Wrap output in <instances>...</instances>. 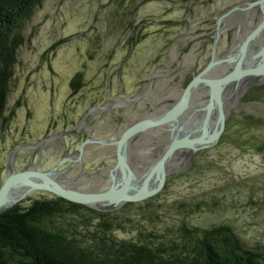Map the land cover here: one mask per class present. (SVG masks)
<instances>
[{"label": "rangeland", "instance_id": "obj_1", "mask_svg": "<svg viewBox=\"0 0 264 264\" xmlns=\"http://www.w3.org/2000/svg\"><path fill=\"white\" fill-rule=\"evenodd\" d=\"M229 18L244 29L241 36L232 30L230 43L221 27ZM263 24L264 0H41L25 25L9 84L4 115L13 107L14 113L0 120V185L7 173L25 170L31 161L36 170L55 165L65 131L85 132L89 144L115 141L152 103L156 116L162 114L182 83L213 59L225 60L224 65L214 63L204 75H222L234 64L227 52L246 47L254 36L258 44L242 50L244 65L256 62L251 56L264 45ZM79 72L83 87L74 95L68 85ZM239 81L226 85L233 91H224L225 128L218 141L191 157L188 151L182 156L186 149L177 152L167 161L170 168L158 193L112 210L65 203V213H48L42 222L81 242L82 264H147V258L148 264H207L199 240L212 228L228 229L255 254L252 260L264 264V78ZM199 94H206V101L208 88L197 89ZM201 102H191L189 107H198L180 114L189 115L183 130L200 127ZM93 104L101 107H86ZM151 131L155 138H135L133 149L160 150L167 143L168 132ZM44 192L20 202L29 206L44 199Z\"/></svg>", "mask_w": 264, "mask_h": 264}, {"label": "water", "instance_id": "obj_2", "mask_svg": "<svg viewBox=\"0 0 264 264\" xmlns=\"http://www.w3.org/2000/svg\"><path fill=\"white\" fill-rule=\"evenodd\" d=\"M220 20L222 19L220 18L217 24H219ZM261 27L262 23L257 27V30L261 29ZM257 30L252 31L250 36ZM244 44L246 47L241 46L238 51L227 58L234 64L232 63L231 68L225 73L217 77H206L204 74L210 70L214 63L223 64L225 60L218 61L213 59L209 61L204 70L195 75L179 92L177 99L165 112L154 118H141L121 132L119 138L113 142L116 146L117 161L109 171L108 177L112 180L108 188L88 192L68 187L64 182L60 181L62 171L57 169L58 166L65 162L64 159L57 166L45 171L36 170L34 167L21 171L13 169L11 173H7L0 185V212L37 191L49 192L69 202L87 205L98 210H112L124 203L138 202L158 193L164 186L166 175L170 168L167 161L177 158V152L181 153L182 149H186L182 156H186L188 151V155L191 157L195 151L213 146L220 138L225 128L226 119L223 107V102L226 99L223 96L225 84L237 82L244 77L247 78V81L255 78H264V45L251 56V60L252 58L257 59L256 62L252 60L254 63L246 66L243 61L245 52L242 47L246 49L247 45L246 42ZM204 86L208 88L207 100L201 102L203 104L200 111H204V118L199 121L200 127H197L198 129L196 130L194 129L198 134L194 130L187 132L183 128L188 124L189 120L186 119L189 115L182 116V118L181 115H184L185 111L189 109L191 102H193L191 99L193 92ZM214 113H216V117L212 115ZM210 122H214L213 130ZM160 127L169 133V139L161 147L159 156L146 171L145 176L137 178L127 164L126 149L128 143L133 138L140 140V137L146 134L144 132L146 129L157 130ZM88 140L86 139L83 142L80 152L83 145L89 143ZM136 141L137 139L134 142L135 144ZM97 142L104 143L103 141ZM16 190L19 192H16L14 196L12 195L13 198L9 202L8 199L11 196V192Z\"/></svg>", "mask_w": 264, "mask_h": 264}, {"label": "trees", "instance_id": "obj_3", "mask_svg": "<svg viewBox=\"0 0 264 264\" xmlns=\"http://www.w3.org/2000/svg\"><path fill=\"white\" fill-rule=\"evenodd\" d=\"M40 1L0 0V120L3 121L14 113L13 107L7 116L4 115L9 84L18 50L24 41L25 25ZM81 77L82 72H79L71 78V94L75 95L83 87L82 82L80 83ZM21 203L19 201L0 212V264H82L80 260H84V251L78 245L81 242L69 239L62 232L51 230L49 225L41 220L45 216L65 213L62 206L65 203H73L60 197L34 199L29 206H23ZM102 213L105 212H100V215ZM214 230H204L203 239L199 240L200 243L203 242L205 253L207 251V264H258L257 260L250 257L255 254L244 249L236 235L228 229L226 232L224 229L217 232ZM123 246L124 244L119 245ZM104 247L100 245L98 249L101 251ZM140 248L148 250V246H138L136 250ZM108 249L112 248L108 246ZM150 262L152 261L147 258L145 263ZM128 263L131 264V261Z\"/></svg>", "mask_w": 264, "mask_h": 264}, {"label": "flooded vegetation", "instance_id": "obj_4", "mask_svg": "<svg viewBox=\"0 0 264 264\" xmlns=\"http://www.w3.org/2000/svg\"><path fill=\"white\" fill-rule=\"evenodd\" d=\"M221 23H222L221 27L223 26V29L227 31V35L228 34L230 35L232 30H234V33H236L237 36H241V33L243 34V31H244L243 25L242 24L237 25V21H234V19L229 18L228 21L224 19L223 22ZM234 28H236V30ZM228 41L230 43L231 35L228 37ZM235 45H237V43ZM238 47L240 48V45ZM232 50H235V49L232 48L227 53L234 54L235 52H231ZM221 65H224V64H221ZM189 81L186 82L184 86L182 83V90L189 83ZM68 86L70 87L71 85L69 84ZM72 91L73 90H71L70 93H72ZM178 92H180V89L178 90ZM196 92L197 90L194 91L193 94L191 95L192 101H196V102H198V100L203 101L206 98V94L195 95ZM227 94H229V92H227L226 95ZM90 103L91 101H89V105ZM89 105L86 107H90L91 109L92 108L98 109L101 107L99 105H94V104L91 106ZM156 107L157 106L153 105L152 103L148 111L144 114V116H142V118L145 117L149 119V118L156 117V113H155ZM195 107L197 108L198 104L195 105ZM198 110H201V107ZM139 118L134 119L131 123L128 124V126L132 124L133 122L138 121ZM91 125L92 126L89 129L90 132H92L93 129H95L96 127L95 123ZM151 130L153 129L152 128L146 129L144 131L146 132V134L142 135L140 139L142 140V138L144 139L146 137H147L146 140L148 138H151V139L155 138L156 135H153V131ZM157 130L159 131V135L160 133H164L165 135L167 133V131H165L161 127L158 128ZM78 131H79L78 129H75L69 132L68 131L63 132V134H65L66 136H69V137L72 136L73 140L66 143L64 142V138L66 136L64 135V137L61 138L62 142L60 141L61 145L59 146L61 147L60 150H63V151L62 152L58 151V155H60V157L57 159L56 164L50 167L49 169H52L53 167L57 166V164L64 159L65 162L62 163L57 168L58 171H62V175H63L60 181L64 182L68 187H71L74 189H80V190H84L88 192L104 190L108 188L111 183L112 179L108 177L109 171L115 165L117 161L116 146L115 144H113L114 141L111 139H108L107 141H104V143H98V142L97 143L92 142V144L88 143V144L83 145L82 151L80 152L81 145L89 137L88 136L85 137L83 135L85 132H78ZM77 133H80L79 137H77ZM134 139L135 138L131 140L132 145H130V147H132V150H130V152L128 150V152L126 153L127 164L130 167V169L133 170L137 178H142L143 176H145L146 171L150 168V166L159 156L161 149L159 150V148H156L155 146H151V147L149 146V147H139L140 149L137 151V149L136 150L133 149L134 146L137 147V143L134 144ZM151 142L152 141H149L147 142V144L150 143V145H152L153 142L152 143ZM128 146H129V143H128ZM130 147H127V149H129ZM39 157L37 156V161L39 160ZM172 160L174 161V159ZM34 164L35 163H32L31 161L29 166L32 167ZM29 166L27 168H29ZM35 168H37V165H35ZM41 171H45V170H41ZM117 174L120 175L118 172ZM44 193H43V197L46 195L44 199H53L55 197H58L49 192H44ZM77 205H81V207L83 206L89 207L87 205H82V204H77ZM98 212L100 213L104 211H98Z\"/></svg>", "mask_w": 264, "mask_h": 264}, {"label": "bare ground", "instance_id": "obj_5", "mask_svg": "<svg viewBox=\"0 0 264 264\" xmlns=\"http://www.w3.org/2000/svg\"><path fill=\"white\" fill-rule=\"evenodd\" d=\"M18 3V2H17ZM262 22V21H261ZM258 26V25H257ZM260 35H261V33H260ZM259 39H260V36L258 37ZM257 39V36H254V37H252V39H251V41H249L248 42V50L249 49H251V48H254V46H253V44H255V42L258 44V40H256ZM244 42V41H243ZM258 49H260V47L258 48ZM256 50V49H255ZM230 61V60H229ZM244 61V60H243ZM241 80V79H240ZM242 81H245V80H242ZM229 83V82H228ZM228 83H226L225 85H227ZM240 84H242V82L241 81H239V85ZM202 89V88H201ZM225 91L226 92H229V94L233 91V89L230 87L229 89H227L226 87H225ZM191 107H195V105L194 106H191ZM188 108H190V107H188ZM186 113V112H185ZM180 116V115H179ZM199 121V120H198ZM21 191H22V189H21ZM16 192L18 193L19 191L18 190H16V191H12L11 192V196H9V202H10V200L13 198V196L16 194ZM13 195V196H12ZM9 202H7V203H9Z\"/></svg>", "mask_w": 264, "mask_h": 264}]
</instances>
